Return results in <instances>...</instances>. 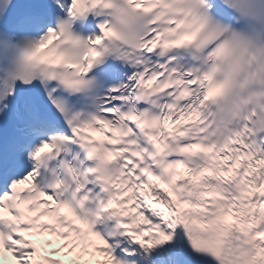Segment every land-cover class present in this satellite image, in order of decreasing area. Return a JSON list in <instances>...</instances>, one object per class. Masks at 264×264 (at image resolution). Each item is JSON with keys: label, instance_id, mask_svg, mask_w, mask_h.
Wrapping results in <instances>:
<instances>
[{"label": "snow or ice", "instance_id": "snow-or-ice-1", "mask_svg": "<svg viewBox=\"0 0 264 264\" xmlns=\"http://www.w3.org/2000/svg\"><path fill=\"white\" fill-rule=\"evenodd\" d=\"M0 264H264V0H0Z\"/></svg>", "mask_w": 264, "mask_h": 264}]
</instances>
